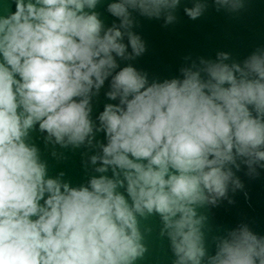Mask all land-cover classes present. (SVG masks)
I'll return each mask as SVG.
<instances>
[{
  "label": "clouds",
  "instance_id": "1",
  "mask_svg": "<svg viewBox=\"0 0 264 264\" xmlns=\"http://www.w3.org/2000/svg\"><path fill=\"white\" fill-rule=\"evenodd\" d=\"M101 2L0 0V264H136L148 251L140 219L151 215L173 264H264V236L242 224L210 246L198 211L243 187L234 167H264V48L149 80L120 63L146 50L133 12L172 23L181 0H109L110 27ZM205 8L194 0L185 12ZM106 81L118 102L94 116ZM37 126L46 142L98 147L99 175L75 186L50 176L31 142Z\"/></svg>",
  "mask_w": 264,
  "mask_h": 264
},
{
  "label": "water",
  "instance_id": "2",
  "mask_svg": "<svg viewBox=\"0 0 264 264\" xmlns=\"http://www.w3.org/2000/svg\"><path fill=\"white\" fill-rule=\"evenodd\" d=\"M108 2L102 0L95 9L100 12L106 27L119 24V19L107 11ZM204 2L206 8L203 14L192 19L185 8L193 6L194 0H181L174 12L176 19L167 24L164 17L148 18L134 11L131 30L143 39L146 50L133 59L121 60V66L133 64L146 72L149 80L162 81L182 77V68L194 62L199 64L201 59L217 60L219 53L230 54L226 61L228 63L242 62L258 48H264V0H244L243 7L238 10L219 6L216 0ZM124 42H128L127 36ZM128 52H132L130 45ZM108 88L106 81L99 95L93 98L94 116L103 111L106 103L118 102L105 95ZM45 137L46 133L40 132L38 126L31 133V142L39 148L50 176L58 177L64 173L62 179L75 186L86 183L92 175H99L94 171L97 165H93L90 159L100 152L98 147L87 144L62 146L46 142ZM103 139L104 134L97 133L96 140ZM233 170L243 187L234 188L230 184L225 197L214 205L207 204L198 209L200 214L207 217L204 231L210 246L215 236L226 234L242 224H247L254 232L264 236V167L256 166L258 174H249L248 166L243 163L238 170L235 167ZM108 174L111 175V172ZM140 228L148 251L136 264H173L175 256L170 241L166 235H160V218L157 215L141 218Z\"/></svg>",
  "mask_w": 264,
  "mask_h": 264
}]
</instances>
